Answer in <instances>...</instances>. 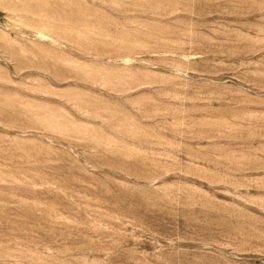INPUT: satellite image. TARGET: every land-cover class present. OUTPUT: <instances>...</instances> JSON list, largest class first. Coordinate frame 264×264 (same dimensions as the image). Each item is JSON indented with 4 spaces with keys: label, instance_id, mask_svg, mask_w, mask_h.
Listing matches in <instances>:
<instances>
[{
    "label": "rangeland",
    "instance_id": "rangeland-1",
    "mask_svg": "<svg viewBox=\"0 0 264 264\" xmlns=\"http://www.w3.org/2000/svg\"><path fill=\"white\" fill-rule=\"evenodd\" d=\"M0 264H264V0H0Z\"/></svg>",
    "mask_w": 264,
    "mask_h": 264
}]
</instances>
